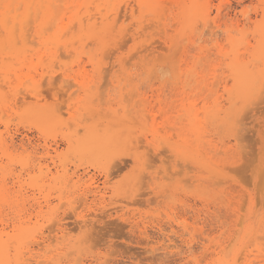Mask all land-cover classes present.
I'll use <instances>...</instances> for the list:
<instances>
[{
	"label": "rangeland",
	"instance_id": "rangeland-1",
	"mask_svg": "<svg viewBox=\"0 0 264 264\" xmlns=\"http://www.w3.org/2000/svg\"><path fill=\"white\" fill-rule=\"evenodd\" d=\"M59 1L0 0V264H262L264 0Z\"/></svg>",
	"mask_w": 264,
	"mask_h": 264
},
{
	"label": "bare ground",
	"instance_id": "bare-ground-1",
	"mask_svg": "<svg viewBox=\"0 0 264 264\" xmlns=\"http://www.w3.org/2000/svg\"><path fill=\"white\" fill-rule=\"evenodd\" d=\"M26 1H28V0H26ZM37 1H39V5H42L41 3H40V0H37ZM46 1V0H45ZM51 1H52V3L54 2V1H59V0H47V2H48V5H50V6H52V4H51ZM70 1V0H69ZM124 1V0H123ZM204 2L203 3H201V4H197L196 3V0H134V2H135V4L138 6V8H144V7H146V9H147V7L149 8L148 9V11L147 12H149L150 10V13H152V15L154 14L156 17H158V15L160 14V13H163L162 11H164V10H166L167 8H169V7H171L172 8V6H173V8L174 7H176L177 9H179V14H180V17L182 18V20L184 21V19L185 18H188V15L191 13V11H193L194 13L192 14V15H195L196 14V16L195 17H198V16H200V18L201 19H203V20H205L206 22L207 21H209L210 19V17H212L211 16V11H210V9H209V4H210V2L212 1H210V0H203ZM31 1H29V5L32 3H30ZM46 2V3H47ZM56 2V3H57ZM107 2H108V0H107ZM19 3H20V0H19ZM19 3L17 2V5H19ZM55 2L53 3L54 5L56 4ZM119 3V2H118ZM7 4H9V2L7 3ZM26 4V3H25ZM36 4V3H35ZM61 3H60V1H59V5L58 6H60L61 8H62V4L60 5ZM78 4V3H77ZM98 5L100 4V2L99 3H97ZM108 4H109V2H108ZM122 4V2L120 3V5ZM264 4V3H263ZM9 5H11V4H9ZM8 5V6H9ZM27 5V4H26ZM28 5V9H29V6ZM34 5V4H33ZM93 5V4H92ZM98 5H97V7L96 8H98V10H100L99 9V7H98ZM126 5V4H125ZM221 5V4H220ZM36 6V5H35ZM42 6H45V5H42ZM50 6H48V10H46V11H48V16H55V15H53V13L55 12V10H54V12H53V10H52V8L50 7ZM87 6H89V5H87ZM117 6V5H116ZM127 6H129L128 4H127ZM131 6H133V5H131ZM130 6V10L133 12V10H132V7ZM135 6V5H134ZM211 6V5H210ZM224 6V5H223ZM15 7V6H14ZM13 7V8H14ZM52 7H54V6H52ZM65 7H67L68 8V6H65ZM81 7V6H80ZM90 7V6H89ZM151 7H152V9H151ZM263 7V6H262ZM10 8H11V6H10ZM35 8V7H34ZM37 8H38V6H37ZM36 8V9H37ZM45 9H46V7H44ZM60 8V9H61ZM64 8V7H63ZM102 8V7H101ZM122 8V7H121ZM128 8V7H127ZM59 9V8H58ZM57 9V10H58ZM64 9H66V8H64ZM91 9H92V7H91ZM94 9V8H93ZM103 9V8H102ZM101 9V10H102ZM134 9H135V7H134ZM220 8H217L216 9V16H218L219 14H220V10H219ZM222 9V8H221ZM263 9H264V7L262 8V11H263ZM5 10V9H4ZM3 10V11H4ZM27 10V9H26ZM126 10V9H125ZM124 10V11H125ZM169 10V9H168ZM227 10V9H226ZM28 11H30V9L28 10ZM79 11V10H78ZM114 11H117V13H118V11H120L118 8H117V10H114ZM5 12V11H4ZM27 12V11H26ZM26 12H25V14H26ZM43 12V11H42ZM95 12V11H94ZM93 12V13H94ZM101 12V11H100ZM107 12V11H106ZM120 12H122V10L120 11ZM126 12V11H125ZM135 12V11H134ZM139 12V11H138ZM171 12V11H170ZM6 13L7 12H5V14L4 15H6ZM16 13V12H15ZM29 13V12H28ZM36 13V12H35ZM55 13H57V12H55ZM65 13V12H64ZM69 13V12H68ZM90 13V12H89ZM123 13V12H122ZM149 13V14H150ZM227 13V12H226ZM30 14V13H29ZM29 14L27 15H25L27 18L29 17ZM84 14H86V13H84ZM94 14H96V13H94ZM98 14V13H97ZM99 14H101V13H99ZM98 14V15H99ZM102 14H103V12H102ZM105 14H107V13H105ZM114 14H116V12H114ZM129 14V13H128ZM147 14V13H146ZM224 14V13H223ZM57 15H58V13H57ZM109 15V14H108ZM113 15V14H112ZM123 15H124V13H123ZM130 15V14H129ZM160 15H162V14H160ZM164 15V14H163ZM172 15V14H171ZM230 15V14H229ZM68 16V15H67ZM90 16V15H89ZM103 16V15H102ZM116 16V15H115ZM114 15H113V17H115ZM120 16V15H119ZM118 15L116 16L117 18H119L120 19V17H119ZM126 17H127V14L125 15ZM124 16V17H125ZM132 16V15H131ZM144 16V14L142 15V17ZM147 16V15H146ZM216 16H214L213 18H212V21L213 22H216L217 21V18H216V21H215V17ZM244 16V15H243ZM5 17V16H4ZM25 17V18H26ZM57 17V16H56ZM83 17V16H82ZM99 16H97L96 18H98ZM156 17H154L155 19H157ZM166 17H168L167 15H166ZM223 17V16H222ZM30 18V17H29ZM54 19H56L55 17H53ZM81 18V17H80ZM84 18V17H83ZM104 18H105V16H104ZM104 18H102V19H104ZM133 18V17H132ZM159 18H162L163 19V17L162 16H159ZM180 18V19H181ZM227 18H229V17H227ZM250 18V17H249ZM3 19H6V18H3ZM65 19V18H64ZM118 19V20H119ZM125 19V18H124ZM143 19V18H142ZM151 20L153 19V18H150ZM180 19H179V21H180ZM199 19V18H198ZM208 19V20H207ZM219 19V18H218ZM232 19V18H231ZM246 19V18H245ZM2 20V19H1ZM22 20H24V19H22ZM36 20V19H35ZM53 20V19H52ZM51 20V21H52ZM61 20H63V19H61ZM60 20V21H61ZM89 20V18L87 19V21ZM181 20V21H182ZM186 20V19H185ZM4 21V20H3ZM15 21V20H14ZM30 22V19L29 20H27L26 22ZM43 21V20H42ZM49 21H50V19H49ZM50 21V22H51ZM56 21V20H55ZM64 21V20H63ZM62 21V22H63ZM103 21V20H102ZM117 21V20H116ZM155 21V20H154ZM159 20L157 19V23L159 24L160 22H158ZM165 21H169V20H165ZM172 21V20H171ZM39 22V21H38ZM50 22H49V24H50ZM72 22V21H71ZM73 22H74V20H73ZM108 21H106V23H107ZM114 22H115V18H114ZM156 22H154V23H156ZM246 22V21H245ZM4 23H5V21H4ZM14 23V22H13ZM11 24L10 26L12 27V25H15V24ZM24 22H22L21 24H23ZM93 23V22H92ZM95 23V22H94ZM137 23V22H136ZM138 23H139V21H138ZM137 23V24H138ZM141 23L143 24V22H142V20H141ZM145 23V22H144ZM149 22H147V24H148ZM152 23H153V20H152ZM152 23H149V24H151L152 25ZM165 24H166V22H164ZM169 23H170V21H169ZM183 23V22H182ZM191 23V22H190ZM239 23V22H238ZM260 23V22H259ZM7 24H8V21L6 22V26H7ZM17 24V23H16ZM25 24V23H24ZM26 24H28V23H26ZM45 24H46V22H45ZM62 24H64V23H62ZM73 24H75V23H73ZM73 24H71L70 26H73ZM98 24H99V22H98ZM108 24V23H107ZM120 24V23H119ZM129 24V23H128ZM177 24H178V22H177ZM112 25V24H111ZM110 25V26H111ZM188 25V24H187ZM229 25V24H228ZM5 26V27H6ZM22 26V25H21ZM20 26V27H21ZM27 26V25H26ZM29 26V25H28ZM47 26V25H46ZM53 26H54V23H53ZM52 26V27H53ZM57 26V25H56ZM59 26V25H58ZM70 26H68L69 28H70ZM134 26H136V25H134ZM155 27L157 26V24L156 25H154ZM172 26H173V24H172ZM240 26V25H239ZM10 27V29H12ZM16 27V26H15ZM14 27V28H15ZM23 27H24V25L21 27L22 28V31H23ZM47 27H49V26H47ZM47 27H45V29L44 30H46V29H48ZM87 27V26H86ZM91 27V26H90ZM95 27V26H94ZM98 27V26H97ZM113 27V26H112ZM120 27V26H119ZM122 27H124V26H122ZM130 27V26H129ZM141 27V26H140ZM148 27V26H147ZM164 27V26H163ZM167 27H169V26H167ZM229 27V26H228ZM235 28H236V26H234ZM255 27V26H254ZM28 27H26L25 29H24V34H23V36H22V39H21V41H24V40H28V39H25V38H27L28 37V33L26 32V34H25V30L27 29ZM73 28H74V26H73ZM82 28H83V26H82ZM80 29V31L81 30H84V28L83 29ZM96 28V27H95ZM125 28H126V26H125ZM139 28V27H138ZM144 28V27H143ZM146 28V27H145ZM144 28V29H145ZM150 28H153V25H152V27H150ZM149 28V29H150ZM189 28V27H188ZM233 28V27H232ZM256 29H257V27H255ZM30 29V28H29ZM50 29H51V27H50ZM50 29H48V30H50ZM123 29V28H122ZM122 29H120V31L122 30ZM155 29V28H154ZM161 29H163L162 28V26H161ZM177 29V28H176ZM199 29H200V26H199ZM258 29H260L259 28V26H258ZM14 30V29H13ZM16 30V29H15ZM28 30V29H27ZM26 30V31H27ZM42 30H43V27H42ZM55 30V29H54ZM56 30H57V28H56ZM64 30H66V29H64ZM63 30V31H64ZM68 30V29H67ZM87 30V29H86ZM95 30V29H94ZM99 30H101V29H99ZM112 30H113V28H112ZM116 30V29H115ZM137 30V29H136ZM139 30V29H138ZM197 30V29H196ZM225 30V29H224ZM255 30V29H254ZM105 31V30H104ZM119 31V32H120ZM140 31V30H139ZM162 31V30H161ZM187 31V30H186ZM227 31V30H226ZM233 31V30H232ZM10 32H11V30H10ZM62 32V31H61ZM66 31H64V33H65ZM82 32V31H81ZM97 32H98V30H97ZM103 32V31H102ZM125 32V29L123 30V32H121L122 34ZM167 32V31H166ZM165 32V33H166ZM169 32V31H168ZM182 32V31H181ZM197 32H198V30H197ZM244 32V31H243ZM11 33H14V32H11ZM16 33V32H15ZM56 33V32H55ZM55 33H53V34H55ZM59 33V32H58ZM92 33H94L93 31H92ZM104 33H106V32H104ZM113 33V32H112ZM120 33V36L122 35ZM165 33H163V34H165ZM260 33V32H259ZM60 34V33H59ZM66 34V33H65ZM78 34V33H77ZM83 34V33H82ZM95 34H96V32H95ZM99 34V33H98ZM131 34V33H130ZM136 34V33H135ZM141 34V33H140ZM167 34V33H166ZM181 34H183V33H181ZM213 34H214V32H213ZM21 35V34H20ZM24 35H27V36H24ZM62 35H64V34H62ZM61 35V36H62ZM101 35V34H100ZM125 34H123V36H124ZM137 35H138V32H137ZM157 35H158V33H157ZM227 35V34H226ZM53 36V35H52ZM55 36H57V35H55ZM105 36H107V35H105ZM160 36V35H159ZM158 36V37H159ZM174 36V35H173ZM201 36V35H200ZM262 36V35H261ZM15 37V38H14ZM14 37H13V39H14V43L15 44H17L18 42H16L17 40H15L17 37H16V34L14 35ZM23 37H25V38H23ZM54 37V36H53ZM115 37V36H114ZM198 37V36H197ZM60 38V37H59ZM64 38V37H63ZM84 38V37H83ZM162 38V37H161ZM174 38V37H173ZM172 38V39H173ZM241 38V37H240ZM264 38V37H263ZM263 38H260V40L261 39H263ZM53 39H55V37L53 38ZM118 41H120V37H119V39L118 38H116ZM115 39V40H116ZM123 38H121V40H122ZM159 39V38H158ZM170 39V38H169ZM172 39H170V41H172ZM182 39H184V37L182 38ZM187 39V38H186ZM239 39V38H238ZM242 39V38H241ZM81 40H82V38H81ZM90 40V39H89ZM114 40V41H115ZM116 40V41H117ZM166 40V39H165ZM198 40V39H197ZM259 40V39H258ZM75 41V40H74ZM109 41H111V40H109ZM114 41H112V42H114ZM150 42L152 41V40H149ZM189 41V40H188ZM187 41V42H188ZM25 42H29V44L30 43H32L33 44V42H31L30 40H28V41H25ZM51 42V41H50ZM76 42V41H75ZM99 42V41H98ZM102 42H105L104 40H102ZM153 42H155V41H153ZM165 42V41H164ZM175 42V41H174ZM259 42V41H258ZM261 42H263V40L261 41ZM109 44L111 43V42H108ZM115 43V42H114ZM117 43V42H116ZM115 43V44H116ZM120 43V42H119ZM149 43V42H148ZM161 43L162 42H160V45H161ZM171 43V42H170ZM245 43V42H244ZM35 44V43H34ZM108 44V45H109ZM114 44V45H115ZM141 44H143V43H141ZM140 44V45H141ZM145 44V43H144ZM150 44V43H149ZM172 44H174V43H172ZM196 44V43H195ZM260 44V43H259ZM264 44V43H263ZM103 45V44H102ZM101 45V46H102ZM107 45V44H106ZM117 45V44H116ZM115 45V46H116ZM164 45V44H163ZM101 46H99V47H101ZM104 46V45H103ZM146 46V45H145ZM144 46V47H145ZM191 46V45H190ZM249 46V45H248ZM254 46V45H253ZM259 46V45H258ZM107 47V46H106ZM109 48H111L110 47V45L108 46ZM114 47V46H113ZM142 47V46H141ZM155 47H157V46H155ZM168 48H169V46H167ZM43 48V47H42ZM57 48H58V46H57ZM117 48H118V46H117ZM140 48V47H139ZM147 48H148V45H147ZM146 48V49H147ZM186 47H184V49H185ZM201 48H203V47H201ZM205 48L206 47H204V50H205ZM233 48V47H232ZM255 48V47H254ZM263 48H264V46H263ZM262 48V49H263ZM101 49H108V48H101ZM112 49V48H111ZM113 49H115V47L113 48ZM112 49V50H113ZM156 49V48H155ZM246 49V48H245ZM253 49V48H252ZM40 50V49H39ZM43 50V49H42ZM52 50V49H51ZM148 50V49H147ZM187 50H188V48H187ZM236 50V49H235ZM260 50V49H259ZM102 51V50H101ZM105 51V50H104ZM110 51V50H109ZM108 51V52H109ZM142 51V50H141ZM149 51V50H148ZM153 51V50H152ZM189 51V50H188ZM187 51V52H188ZM207 51V50H206ZM262 51V50H261ZM40 52V51H39ZM144 52V51H143ZM154 52V51H153ZM253 52V51H252ZM254 52H257V51H254ZM42 53V52H41ZM45 53V52H44ZM51 54H52V51L50 52ZM102 53H103V51H102ZM204 53V52H203ZM206 53V52H205ZM208 53V52H207ZM234 53V52H233ZM236 54H238V53H236ZM255 54V53H254ZM257 54V53H256ZM206 55H208V54H206ZM260 55V54H259ZM258 55V56H259ZM252 56H254V55H252ZM200 57V56H199ZM199 57H197V58H199ZM203 57V56H202ZM202 57L200 58V59H202ZM207 57V56H206ZM209 57V56H208ZM194 58H195V56H194ZM199 59V60H200ZM207 59V61H209L210 60V58H206ZM206 59H205V61H206ZM233 59V58H232ZM252 58H250V60H251ZM257 59V58H256ZM259 59V58H258ZM257 59V60H258ZM239 59L237 58V57H235V61L238 63L239 61H238ZM252 60H254V59H252ZM256 60V61H257ZM192 62L194 61V59L193 60H191ZM196 61V60H195ZM202 61V60H201ZM232 61V60H231ZM259 61V60H258ZM262 61V60H261ZM197 63H198V60L196 61ZM195 62V64H197ZM202 62H204V61H202ZM252 62V61H251ZM191 63V62H190ZM232 63H234V61L232 62ZM256 63V62H255ZM192 65H193V63H191ZM194 64V65H195ZM223 64V63H222ZM229 64V63H228ZM249 64V63H248ZM251 64V63H250ZM261 64H264V62H262ZM206 65H209L210 66V63H206ZM230 65H232V64H230ZM236 65V64H235ZM238 65H240V63H238ZM237 66V65H236ZM250 66V65H249ZM179 67V66H178ZM178 67H177V70H178ZM258 66H256V68H257ZM264 67V66H263ZM180 68V67H179ZM231 68V67H230ZM230 68H228V69H230ZM233 68V67H232ZM235 68H239V67H235ZM246 68V67H245ZM181 69V68H180ZM189 69V68H188ZM234 69V68H233ZM248 69V68H247ZM251 69V68H250ZM259 69V68H258ZM261 69V68H260ZM239 70L241 71L240 72V75H241V73L243 72V69L242 68H239L238 69V71H236V72H239ZM257 70V69H256ZM262 70V69H261ZM190 71V70H189ZM201 71V70H200ZM213 71V70H212ZM230 71H231V69H230ZM229 71V72H230ZM234 71V72H235ZM245 71H246V69H245ZM248 71V70H247ZM250 71H252V69L250 70ZM249 71V72H250ZM263 71V70H262ZM261 71V72H262ZM187 72V71H186ZM233 72V71H232ZM260 71H258V73H259ZM261 72L259 73V75H261ZM176 73H178L177 75H180L179 74V70L176 72V71H174V74L173 75H176ZM181 73V72H180ZM183 73V72H182ZM188 73V72H187ZM200 73V72H199ZM262 73H264V71L262 72ZM193 74H195V73H193ZM243 75H245L244 74V72L242 73ZM184 75H186V74H184ZM190 73H189V75H188V77H190ZM187 76V75H186ZM195 76V75H194ZM232 76V75H231ZM242 76V75H241ZM262 76H264V75H262ZM196 77V76H195ZM214 77H216L215 75H214ZM234 77V76H233ZM232 77V78H233ZM244 77V76H243ZM251 77V76H250ZM253 77V76H252ZM251 77V78H252ZM180 78H182V76L181 77H179V79ZM184 78H185V76H184ZM187 78V77H186ZM185 78V79H186ZM234 78H236V77H234ZM176 79V78H175ZM197 79V78H196ZM216 79V78H215ZM177 80V79H176ZM237 80H239L238 78H237ZM241 80V79H240ZM185 81V80H184ZM188 81V80H187ZM199 81V80H198ZM214 83H215V80H214V78H213V80H212ZM211 81V82H212ZM233 81V80H232ZM243 81H245V83L248 81V78H247V81L245 80V77H244V80ZM196 82V81H195ZM239 82V81H238ZM254 82H256V80L254 81ZM240 83V82H239ZM248 83V82H247ZM190 84H192V83H190ZM233 84V83H232ZM245 85V84H244ZM197 86H198V84H197ZM216 86V85H215ZM232 86V85H231ZM208 87V86H207ZM234 87H236V86H234ZM240 87H242V88H246V85H245V87H243V86H240ZM239 87V88H240ZM231 90V89H230ZM244 90V89H243ZM241 91H242V89H241ZM211 92H213V90L211 91ZM214 92H215V88H214ZM231 92V91H230ZM233 92H234V90H233ZM244 92V91H243ZM236 93V92H235ZM234 95V94H233ZM243 95V94H242ZM193 105V104H192ZM211 109V108H210ZM208 111L210 112V110L208 109ZM209 112H207V114L209 115L210 113H211V115H212V111L209 113ZM196 115V114H195ZM207 115V116H208ZM192 116V115H191ZM199 117V116H198ZM207 118H209V117H207ZM213 119V118H212ZM198 120H200V117H199V119ZM209 120V119H208ZM201 122V121H200ZM229 122V121H228ZM194 123V122H193ZM192 123V124H193ZM194 125V124H193ZM195 129V128H194ZM202 136H203V134H202ZM198 140V139H197ZM201 141V140H200ZM197 142V141H196ZM12 143V142H11ZM181 149V148H180ZM198 149V148H197ZM200 149V148H199ZM178 152V151H177ZM190 152V151H189ZM199 152V151H198ZM262 153V152H261ZM203 154H204V152H203ZM264 157V156H263ZM203 158V157H202ZM262 159V158H261ZM260 163V162H259ZM264 163V162H263ZM211 165V164H210ZM211 166H213V165H211ZM210 167V166H209ZM217 167H218V165H217ZM213 168H214V170L215 171H217V172H215L216 174L218 173V168L217 169H215V165L213 166ZM212 168V169H213ZM221 168H223V166L221 167ZM221 168L219 169V170H221ZM226 168V167H225ZM255 171V170H254ZM258 171V170H257ZM207 172H208V169H207ZM223 173V172H222ZM222 173H221V175H222ZM260 173V172H259ZM219 175H220V172L218 173ZM264 175V174H263ZM259 183V182H258ZM92 184H93V181H90L88 184H87V192L88 193H93V196L95 197L96 196V194H97V190L96 191H93V189H92ZM259 186V185H258ZM262 187V186H261ZM95 188H97V186L95 187ZM262 190V189H261ZM262 192V191H261ZM260 192V193H261ZM83 199L85 200V199H87V197L85 196V194H83ZM262 196V195H261ZM80 198V197H79ZM262 199V198H261ZM262 202H264V201H262ZM250 205V204H249ZM252 209V208H251ZM252 211V210H251ZM258 213V212H257ZM261 220V219H260ZM248 221V220H247ZM239 222V221H238ZM240 222H241V219H240ZM249 222H250V220H249ZM246 223V222H245ZM247 224V223H246ZM245 224V225H246ZM6 226V225H5ZM252 224H247L246 226H245V229H243L244 230V235H247L249 232H251V230H252ZM3 228V227H2ZM57 230L58 231H60L61 229H60V227H58L57 228ZM14 231V230H13ZM48 232V231H47ZM50 232V231H49ZM3 233H6V232H4V228L3 229H0V250L2 251V249H3V247H4V245H5V243L9 240H7V241H5L4 240V238L5 237H3L4 235H3ZM41 234V233H40ZM48 235V234H47ZM262 235V234H261ZM260 236V235H259ZM244 237V236H243ZM257 237V236H256ZM262 237H263V240H264V236L262 235ZM257 238H259V237H257ZM37 239V238H36ZM35 238H34V241L35 242H32V241H30V243L32 242V244L33 243H35V245L36 246H39L40 245V242H42L44 239L41 237L39 240H36ZM253 239V238H252ZM259 239H261V238H259ZM11 241H13V240H11ZM10 241V242H11ZM26 241H28V240H26ZM25 241V242H26ZM252 241V240H251ZM254 241V240H253ZM10 242H8V243H10ZM29 243V242H28ZM27 243V244H28ZM255 243V242H254ZM253 243V244H254ZM7 244V243H6ZM252 245V244H251ZM6 246V245H5ZM25 246V245H24ZM253 246V245H252ZM255 246V245H254ZM261 246H263L264 247V245H261ZM10 247V246H9ZM26 247V250L25 249H23V250H25V253L26 254H28L29 252H30V250H31V247L29 248V244H28V246H25ZM6 248V247H5ZM8 248V247H7ZM24 248V247H23ZM247 249V248H246ZM264 249V248H263ZM244 251H245V247H244ZM5 252H7V251H5ZM260 253V252H259ZM5 254H7V253H5ZM241 254H243V253H241ZM244 255V254H243ZM243 255H241L242 257H243ZM247 256V255H246ZM7 259H8V257L7 256H5ZM10 257V256H9ZM26 260H27V258H21V261H20V263L19 264H27V262H26ZM219 261H217V264H236V262H237V259H235V258H232L231 260H228V259H225V257L223 258H219L218 259ZM244 260V259H243ZM5 261V259H4V257H1L0 258V263H2V262H4ZM215 261V260H214ZM247 261V260H246ZM263 263L262 264H264V259H262L261 260ZM11 262V261H10ZM38 262H41V260L40 261H38ZM213 263V262H212ZM251 263V262H250ZM250 263H246V264H250Z\"/></svg>",
	"mask_w": 264,
	"mask_h": 264
},
{
	"label": "snow or ice",
	"instance_id": "snow-or-ice-1",
	"mask_svg": "<svg viewBox=\"0 0 264 264\" xmlns=\"http://www.w3.org/2000/svg\"><path fill=\"white\" fill-rule=\"evenodd\" d=\"M261 101L264 102V87L261 89Z\"/></svg>",
	"mask_w": 264,
	"mask_h": 264
}]
</instances>
